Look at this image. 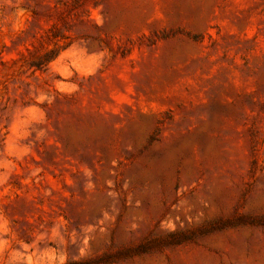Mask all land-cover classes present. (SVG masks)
Segmentation results:
<instances>
[{
	"label": "rangeland",
	"instance_id": "rangeland-1",
	"mask_svg": "<svg viewBox=\"0 0 264 264\" xmlns=\"http://www.w3.org/2000/svg\"><path fill=\"white\" fill-rule=\"evenodd\" d=\"M264 264V0H0V264Z\"/></svg>",
	"mask_w": 264,
	"mask_h": 264
},
{
	"label": "trees",
	"instance_id": "trees-1",
	"mask_svg": "<svg viewBox=\"0 0 264 264\" xmlns=\"http://www.w3.org/2000/svg\"><path fill=\"white\" fill-rule=\"evenodd\" d=\"M65 264H85L83 260H71Z\"/></svg>",
	"mask_w": 264,
	"mask_h": 264
}]
</instances>
